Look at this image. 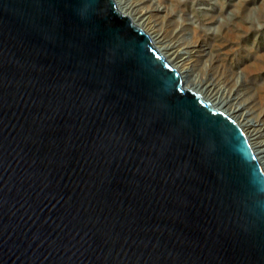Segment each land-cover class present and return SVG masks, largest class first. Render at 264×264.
Wrapping results in <instances>:
<instances>
[{
    "label": "water",
    "instance_id": "obj_1",
    "mask_svg": "<svg viewBox=\"0 0 264 264\" xmlns=\"http://www.w3.org/2000/svg\"><path fill=\"white\" fill-rule=\"evenodd\" d=\"M0 264H264L247 138L114 0H0Z\"/></svg>",
    "mask_w": 264,
    "mask_h": 264
},
{
    "label": "rangeland",
    "instance_id": "obj_2",
    "mask_svg": "<svg viewBox=\"0 0 264 264\" xmlns=\"http://www.w3.org/2000/svg\"><path fill=\"white\" fill-rule=\"evenodd\" d=\"M245 1L139 0V3L156 2L164 6L162 11H152L164 36L202 45L204 49L196 52L195 68L222 83L225 81L242 98H251L249 104L264 119V0ZM166 11L171 12L167 15ZM247 16H252L253 28H249ZM177 26L178 31L174 30ZM206 61L209 64L205 66Z\"/></svg>",
    "mask_w": 264,
    "mask_h": 264
},
{
    "label": "bare ground",
    "instance_id": "obj_3",
    "mask_svg": "<svg viewBox=\"0 0 264 264\" xmlns=\"http://www.w3.org/2000/svg\"><path fill=\"white\" fill-rule=\"evenodd\" d=\"M114 1L116 8L128 15L134 24L145 30L151 39L152 45L161 52L172 67L178 70L182 86L198 92L204 100L209 101L214 107L223 111L240 127L264 172V119H261L262 117L256 114L252 105L249 104L252 99L249 97L242 98L234 90V87L224 84L225 81L222 83L216 80L215 76H206L199 71L200 69L197 70L195 68L196 52H201L202 45L191 41L182 43L179 39H168L164 36L152 16V11H162L164 6L156 2H152V5H140L139 0ZM242 3L243 1L239 2V6H242ZM170 12L166 11L167 15ZM251 17H246L249 28H253V19ZM177 29H179L178 26L174 30ZM252 30H249V33ZM209 62L206 61L205 66Z\"/></svg>",
    "mask_w": 264,
    "mask_h": 264
}]
</instances>
